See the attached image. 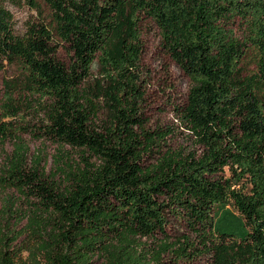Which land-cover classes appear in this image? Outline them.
Returning a JSON list of instances; mask_svg holds the SVG:
<instances>
[{
    "label": "trees",
    "instance_id": "1",
    "mask_svg": "<svg viewBox=\"0 0 264 264\" xmlns=\"http://www.w3.org/2000/svg\"><path fill=\"white\" fill-rule=\"evenodd\" d=\"M5 1L22 0H0V62L18 66L40 101L32 133L80 159L61 151L50 173L40 159L28 165L20 140L0 175V264H165V254L172 264H264V0H44L50 20L22 34ZM144 16L192 81L179 110L194 148H167L173 131L147 129ZM64 45L69 63L57 57ZM14 94L4 139L31 130L15 121ZM171 216L193 235L171 241ZM156 233L166 239L148 249L143 238Z\"/></svg>",
    "mask_w": 264,
    "mask_h": 264
},
{
    "label": "rangeland",
    "instance_id": "2",
    "mask_svg": "<svg viewBox=\"0 0 264 264\" xmlns=\"http://www.w3.org/2000/svg\"><path fill=\"white\" fill-rule=\"evenodd\" d=\"M37 2L38 5L36 7H33L26 0L19 2L5 1L2 3L13 15V26L16 33L22 34L32 21H39L41 18L50 20L51 9L48 4L44 0H37ZM140 25L143 40L142 66L145 79L147 80L143 101L147 129L158 134L173 131L164 139L168 143L167 148L174 150L194 148L195 143L189 137V131L182 125V115L179 110L180 107L187 104L192 81L163 48L160 31L155 21L144 16ZM232 26L235 36L244 40L247 35V25H245V22L236 19ZM57 57L61 61L69 63L71 59L69 47L67 45L60 47ZM0 64H2V69L0 70V122L10 120V118L4 115L6 111L4 103L7 93L15 91L16 94L14 96L19 97L17 105L19 109H23L21 116L15 119V121L18 125L23 124L29 126L31 129L18 131L14 137L4 139L0 136V175H4V169L7 167L10 158L17 153V145L20 143V140L26 147V162L28 165H35L37 159H40V165L45 167L50 173H54L59 167L57 160L58 157L60 158L61 151L79 160L80 152L75 149L70 147L60 148V145L54 140L32 133V129L36 128L39 131L41 126L40 119L42 116L32 112L34 109L38 110L37 106H39L40 101L34 97H30L28 93L25 94L24 87L21 84L22 74L18 66L9 64L8 62H0ZM243 66L246 70L254 68L251 52H248L243 58ZM97 69L98 66L95 64V73ZM67 150L68 153H66ZM61 158L65 159L64 157ZM146 160V163L149 164L152 158L147 157ZM220 176L231 179L235 178L228 169L220 173ZM245 188L248 189L250 187L245 186ZM0 193L2 194V191ZM20 227L21 225L18 228ZM186 235L193 234L182 222L171 216L166 228V236L170 237L171 241H175ZM165 239L166 237L163 234L156 233L153 236L144 237L143 241H146L148 249H154ZM164 259L165 264H172L171 258L166 254L164 255ZM209 259V255H201L189 264H208Z\"/></svg>",
    "mask_w": 264,
    "mask_h": 264
}]
</instances>
